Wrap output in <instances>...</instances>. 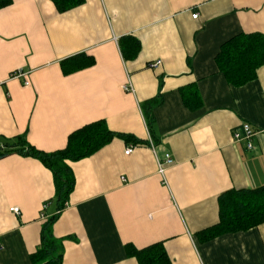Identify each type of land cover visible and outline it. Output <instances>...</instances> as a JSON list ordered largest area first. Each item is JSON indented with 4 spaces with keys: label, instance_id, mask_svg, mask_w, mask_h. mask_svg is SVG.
I'll return each mask as SVG.
<instances>
[{
    "label": "crops",
    "instance_id": "0c3cea01",
    "mask_svg": "<svg viewBox=\"0 0 264 264\" xmlns=\"http://www.w3.org/2000/svg\"><path fill=\"white\" fill-rule=\"evenodd\" d=\"M253 33L264 34V0H84L65 12L50 0H12L0 10V137L24 136L49 153L103 121L141 141L115 138L68 163L75 186L52 228L61 264H138L127 248L152 245L170 264H264V223L196 236L218 222L222 193L264 186V66L234 86L215 62L226 41ZM127 37L140 44L134 58L120 51ZM81 54L94 65L64 73ZM244 123L255 133L251 149L232 141ZM166 154L164 186L157 162ZM54 193L39 161L0 159V264H33L42 225L57 212Z\"/></svg>",
    "mask_w": 264,
    "mask_h": 264
},
{
    "label": "trees",
    "instance_id": "16d2710c",
    "mask_svg": "<svg viewBox=\"0 0 264 264\" xmlns=\"http://www.w3.org/2000/svg\"><path fill=\"white\" fill-rule=\"evenodd\" d=\"M58 12H65L82 5L84 0H50ZM12 4V0H0V10ZM126 41V42H125ZM124 58H134L140 50L138 40L133 37L119 41ZM218 69L227 81L234 86H242L256 78V72L264 66V34H240L226 41L215 58ZM71 68L64 73L88 68L94 65L91 56L81 54L71 59ZM65 67V66H64ZM158 104L151 99L144 104L148 128L152 126L150 110ZM118 138L134 145L141 141L132 136L110 131L103 121L87 124L67 137L66 146L57 151L44 152L30 145L24 136L0 137V159L10 155H20L39 161L53 176L56 214L43 223L40 243L31 255L33 264H61L63 257L62 241L53 235V224L59 213L66 207L74 190L75 178L69 162L88 158L113 139ZM264 223V186L257 189L228 190L218 197V222L197 233L200 242H206L227 233L245 232ZM127 254L138 264H170L161 245H152L141 250L127 248Z\"/></svg>",
    "mask_w": 264,
    "mask_h": 264
},
{
    "label": "built area",
    "instance_id": "2783aa9c",
    "mask_svg": "<svg viewBox=\"0 0 264 264\" xmlns=\"http://www.w3.org/2000/svg\"><path fill=\"white\" fill-rule=\"evenodd\" d=\"M198 17L197 13L192 14V18L196 19ZM160 65V61H155L151 64H149V68L151 69H156L158 66ZM25 74L21 73V72H16L12 74L13 78H22L24 77ZM26 86L28 85L27 82L24 83ZM124 91L126 92H132V88L131 85L128 83L126 85H124ZM255 135L254 131L251 129L250 125L244 123L240 126V128H238L237 130H234L232 132V141L233 142H240V141H244L246 142V147L247 149H251L252 148V138ZM135 149V147L133 145H129L124 153L126 155H130L133 150ZM173 164V160L171 158L170 155L166 154L163 160H159L157 162V173L161 178V183L162 185L166 186V180H165V172L168 169V167H170ZM11 211L15 214L18 213V209L17 208H12Z\"/></svg>",
    "mask_w": 264,
    "mask_h": 264
}]
</instances>
